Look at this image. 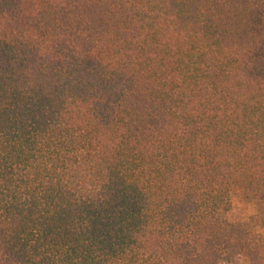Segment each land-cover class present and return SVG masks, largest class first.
I'll return each instance as SVG.
<instances>
[{"label": "trees", "instance_id": "1", "mask_svg": "<svg viewBox=\"0 0 264 264\" xmlns=\"http://www.w3.org/2000/svg\"><path fill=\"white\" fill-rule=\"evenodd\" d=\"M237 257L264 261V0H0V264Z\"/></svg>", "mask_w": 264, "mask_h": 264}, {"label": "rangeland", "instance_id": "2", "mask_svg": "<svg viewBox=\"0 0 264 264\" xmlns=\"http://www.w3.org/2000/svg\"><path fill=\"white\" fill-rule=\"evenodd\" d=\"M254 211H255V207L252 204L247 203V201H245L242 198H236L235 208L231 216L233 219L247 220L251 215L254 214ZM221 264H246V263L241 257H237L231 263L224 262Z\"/></svg>", "mask_w": 264, "mask_h": 264}]
</instances>
